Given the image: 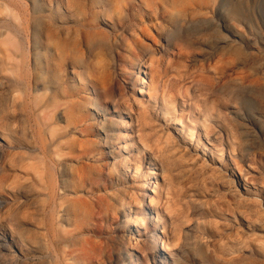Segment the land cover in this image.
I'll use <instances>...</instances> for the list:
<instances>
[{"label":"rangeland","instance_id":"rangeland-1","mask_svg":"<svg viewBox=\"0 0 264 264\" xmlns=\"http://www.w3.org/2000/svg\"><path fill=\"white\" fill-rule=\"evenodd\" d=\"M146 61L155 88L146 99L176 105L187 133L188 149L178 148L167 140L185 139L173 120L151 109L146 121L128 119L160 156L158 181L148 180L159 193L145 195L159 198L174 264H264V0H0V264H155L147 237L126 223L131 182L114 171L91 110L95 96L108 108L128 96ZM36 63L56 84L45 114L59 128L71 118L91 129L66 134V159L39 126ZM199 129L224 138L230 167L195 151ZM139 210L148 237L164 227L152 208Z\"/></svg>","mask_w":264,"mask_h":264},{"label":"bare ground","instance_id":"bare-ground-1","mask_svg":"<svg viewBox=\"0 0 264 264\" xmlns=\"http://www.w3.org/2000/svg\"><path fill=\"white\" fill-rule=\"evenodd\" d=\"M40 27H41L40 23H38L36 25V36L38 38L41 35ZM60 31L62 32V28ZM226 36L224 37L223 35L222 37L226 38ZM228 40H230V38ZM225 41L227 40L225 39ZM138 43L136 42V47H135V50L133 51L134 53L140 50V45ZM1 45H2V41H1ZM151 60L152 62H151L150 67L153 66L155 58L151 57ZM147 63L149 62L146 61L145 64L137 65L139 75H137L136 81L133 83L131 91L128 96L127 95L119 96L118 98H116L113 108L104 107L98 101V98L95 96L94 98L96 100H94L93 103L91 104V110L94 112V115L99 119V122H100L99 127H101L100 130L103 132V143L105 146L104 148H106V150L108 151L106 156H110L113 159L112 165H113L114 171L119 176L126 177L131 182L128 184V186H126V188H124L125 197L121 200V206H122V212L126 218L127 225H129L131 228L132 227L136 228V231L134 229L130 230L132 235L137 234L138 237H147L146 239L147 244L149 245V249L151 248L149 250V260L150 261L155 262V264H169L170 262L174 264L176 261L174 260V257L171 253L172 245L170 243H165V240L162 239L160 236L161 234H164L165 236V232L163 231H165L164 229H166V223L164 224L161 223L162 216L158 209L160 208L159 198L153 199L152 197L145 195L148 190H151L153 194L159 193V190H160L159 182H156V184H154V186L156 187L155 188L153 187L151 189L152 184H150V188H149L148 180L149 178H152L158 181L159 174L156 172L157 170L156 168L158 166L157 161L160 159L159 158L160 156L155 157L151 152H149L148 145L146 143L141 144L139 142V139L136 137V133L134 130V123H132L128 119L130 118L131 120H134L137 116L140 115L142 119L146 121L147 117H149L151 114L149 112V109H151V110H154L158 116L162 117L165 122L173 120L174 121L173 125L175 127V130L178 131L181 135H184L185 139L182 140L180 137L177 136L178 140H176L175 138H173L172 134L170 133L167 135V140L169 143H173V145L178 146V148H181V146H184L185 148L188 149V146L186 144L187 133L185 131V126L182 121L183 115H176V116L174 115L178 111L176 105L169 104L165 101H163L162 103L158 102L159 97L154 96V95H148V98L146 99V93L148 94L149 92H152L153 90H155V88L153 89L152 81L150 83L143 77L149 74L144 70V68H147L146 67ZM117 70L120 71V73L122 74L125 72V70L122 68L117 69ZM36 73H37V83H36L35 91H36V104L39 110V121H40L39 126L41 127L42 134L47 133L49 135L50 144L48 146L53 149L52 150L53 154L55 156L57 155L58 159H66L67 152L62 150V147L64 145V140H65L64 137L66 136V134L69 133V131L75 130L77 132L79 131L80 128L74 125L73 121L70 120L71 118L67 119L66 127L59 128L60 121L57 120L56 122H54L52 115L45 114V109L42 106V102L44 101L48 92L50 91L52 92L53 90L52 87L53 85H56V84L52 80H49L47 78L46 73L44 72L43 68L41 66H38L37 63H36ZM146 89H148V92L146 91ZM154 100H156V102H154ZM80 130L83 133H87V132L89 133L91 129L88 128V129H84V130L80 129ZM202 131L204 132V135ZM199 132L202 134H197L196 141L195 142L194 140L192 141L197 146L195 151L199 155H201L202 158L205 159L207 163L208 161H210L212 163H215L216 165L220 163L223 167H226V168L230 167V160L228 158H231L232 160L234 159V157L232 156V154H230L225 160L226 153L229 150V146L226 145V143H224V138L219 139V138L210 137L205 133L204 129H199ZM164 136H165V133H164ZM195 136H196V133H191V137H195ZM199 149H201V151H199ZM208 156L210 157L209 159H208ZM43 161L44 160L41 159V162ZM148 162L150 163V166L152 168L151 171L149 172L147 170ZM106 164H108V162ZM244 171L245 170L243 169V167H239L238 172L240 174V177L243 179V181L247 183V179H248L247 173H245ZM231 179H233L232 176H231ZM230 184L232 186L231 181H230ZM142 196L144 198V199L142 198L143 200L139 198ZM142 203H143V207L147 211L148 209L152 208L153 212L157 213V216H158L157 225H159L160 223V224H163L164 226L162 229H160L159 226H156L155 230H153L155 232L152 233L150 237H148V233L152 232L150 225H147L146 223H144V219H142L139 216V212H140L139 205H141ZM149 224H152V223L149 222ZM67 226L68 225L66 224V220L62 218L60 220V225H59L60 227L59 236L60 237L62 234H68L67 232H65V229L68 228ZM177 238L178 237L176 236L174 242L176 241ZM6 239H7L6 235L0 236V248L6 249V246H5L6 245L5 241H7ZM134 239L137 242H139L138 240L139 238H132L131 240H134ZM2 241L5 243H3ZM131 245H133V243H131ZM130 256L134 258L133 253H130Z\"/></svg>","mask_w":264,"mask_h":264}]
</instances>
